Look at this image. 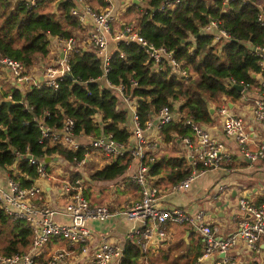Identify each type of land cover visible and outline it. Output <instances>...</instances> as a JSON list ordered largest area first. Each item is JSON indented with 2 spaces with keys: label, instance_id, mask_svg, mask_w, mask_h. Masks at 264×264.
I'll use <instances>...</instances> for the list:
<instances>
[{
  "label": "trees",
  "instance_id": "1",
  "mask_svg": "<svg viewBox=\"0 0 264 264\" xmlns=\"http://www.w3.org/2000/svg\"><path fill=\"white\" fill-rule=\"evenodd\" d=\"M84 1L95 3V9L107 4V0ZM162 1L146 0L145 8L133 2L127 11L138 12L140 34L155 47L173 51L179 68L172 66L169 57L157 61L138 41L121 40L112 51L105 77L102 60L92 47H87L71 52V74L61 79L57 88L43 81L32 82L26 89L0 90L1 167L17 165L22 174L14 175L15 179L30 185L39 172L35 165L18 161V152L40 158L59 153L73 161L70 152L45 147L40 142V123L61 126L66 116L75 119L78 135L111 133L127 143L133 134V113L116 88L120 84L136 102L142 127L165 105L177 111L179 117L160 128L165 143L193 135L191 125L185 122L188 117L206 124L217 123L220 103L242 96L229 80L249 89L261 86L256 74L264 71L263 57L254 53L253 47L264 46V26L257 21L259 3L264 7V0H182L168 9L160 8ZM48 2L51 1L32 7L21 0H0V56L33 66L50 52V35L68 38L75 33L74 26L79 21L70 13L75 0H61L60 14L42 10ZM213 19L220 20L219 27L229 33V38L217 40L214 32L206 30ZM8 97L13 100L10 105L2 102ZM130 159L126 154L107 162L95 168L91 178L109 180L123 175ZM185 163V156L164 154L151 164V174L169 169L168 177L179 181L190 173ZM47 168L51 171L50 165ZM31 242L29 222L11 218L0 202V253H23ZM125 254L122 264H141L142 251L133 241L126 243Z\"/></svg>",
  "mask_w": 264,
  "mask_h": 264
},
{
  "label": "built area",
  "instance_id": "2",
  "mask_svg": "<svg viewBox=\"0 0 264 264\" xmlns=\"http://www.w3.org/2000/svg\"><path fill=\"white\" fill-rule=\"evenodd\" d=\"M21 1L35 7L53 0ZM180 1L182 0H164L160 8H173ZM224 1L228 3L232 0ZM128 4L127 0L120 2L122 7ZM259 6L257 21L264 26V7L262 3H259ZM100 8L95 9L84 0H75L71 13L78 18L79 23L74 27L82 29L87 26V37L84 42L76 33L68 38L59 37L64 40L62 59L56 67H46L43 79L39 76L33 78L26 72L23 62L9 56H0V78L8 72L16 82L24 85L30 82L39 84L44 81L57 88L59 81L71 74L69 62L71 52L81 51L87 47H92L102 60V76L105 77L110 67L112 40L117 41L118 44L121 40L138 41L157 61L169 57L172 66L179 68V61L172 57L173 51L149 43L140 34L137 22L127 25L123 32L113 34V23L120 13L116 0H107V4ZM219 25L220 20L213 19L206 26V30L212 31L213 28H217L218 33H214L217 40L229 38V33ZM253 51L264 58V46H255ZM120 53L124 56V52L120 51ZM182 74L185 75L186 71L183 70ZM229 83L232 85L234 80H229ZM116 88L133 113V134L127 143L117 140L111 133L95 137L84 133L78 135L75 132V119L71 116H66L61 126L49 125L45 121L40 123V142L45 147L70 152L81 175L76 177L55 175L47 168L52 161L46 162L45 158L37 157L30 152L17 153L18 161H26L36 166L39 177L32 184L23 185L14 177L17 172L10 170V176L6 180H0V202L11 218H23L29 222L32 227V242L29 249L23 253L11 255L0 253V264H110L111 261L112 264H122L128 239H131L142 251L141 264L143 258L146 264H149L150 254L158 246V241L166 236L168 224L193 221L196 222L203 241L202 253L193 264H200L201 261L209 264H234L230 251L238 240L245 241L252 249L264 252V200L258 202L245 195L239 196L238 204L241 211L239 227L224 237L218 235L219 227L208 220L204 209H195V214L192 215L182 206L163 204L162 187L151 174V164L158 160L151 150L156 143L150 146L146 133L154 126L155 119H158L156 125L161 128L164 123L171 122L179 115L177 111L165 105L147 121L145 127H142L136 102L130 94L124 93L123 84ZM258 92L254 117L258 123L264 125V80L261 81ZM216 113L222 123V132L238 141L243 157L251 161L260 160L264 164V142L257 147L253 146L243 115L235 112L227 101L220 103ZM185 122L191 125L193 135L184 136L180 140L186 145V160L192 166V170L188 176L173 186L174 190L186 189L200 175L212 170L225 169L229 166L227 164L233 163L232 151L212 132L209 125L192 117L186 118ZM92 153L113 155L114 159L128 154L131 161L135 160L137 163L135 170L131 169V165H128L126 170L127 177L138 185L140 196L116 208L107 204H92L85 193L87 188L85 184L88 183L87 168L91 161L89 156ZM9 166L1 168L9 169ZM47 184L52 185L56 193L64 198V203L51 205L39 202L38 197L47 190ZM225 188L222 185L217 190V194L219 195ZM262 194L264 197V190ZM56 214H62L66 220L57 219ZM119 215H126L130 220L135 221L128 230L126 242L115 243L109 238H103L99 243L92 245L93 228L90 220L106 221Z\"/></svg>",
  "mask_w": 264,
  "mask_h": 264
},
{
  "label": "crops",
  "instance_id": "3",
  "mask_svg": "<svg viewBox=\"0 0 264 264\" xmlns=\"http://www.w3.org/2000/svg\"><path fill=\"white\" fill-rule=\"evenodd\" d=\"M131 2H141L140 0ZM130 2V3H131ZM118 5V2L116 1ZM126 6V8H129ZM121 13L118 14V18ZM138 23V22H137ZM75 33L78 37L84 39L87 37V26L82 29L75 28ZM118 47V43L115 40L110 42L111 51ZM264 65V58H263ZM42 76V74H40ZM0 90L11 88L5 82V78H10L9 82L15 83L13 77L5 72L1 77ZM258 82L264 80V71L256 74ZM32 82L26 85H18L21 88L26 89ZM261 86H253V88H244L242 96L235 100H228L230 107L237 113H241L245 119V124L250 132L251 143L254 147L264 142V125L258 123L254 117L255 100L259 95V88ZM4 99V98H3ZM224 102V101H223ZM217 115V113H216ZM132 128H133V124ZM147 131L148 144L154 145L151 147L153 154L157 158L162 155H179L186 156V150L183 141L179 138L169 143L162 141V134L160 133L159 125H156ZM210 126L212 132L223 140L228 148L233 153V163L227 164L225 169L212 170L205 174L200 175L192 181L191 185L186 189L174 190L173 186L179 181H173L168 177L167 170L165 169L155 175V180L159 186L162 187V202L165 205H177L186 208L192 215L195 214V209H204L207 218L215 226L219 227L218 235L221 237L227 236L236 231L239 227V218L241 211L239 209L231 208L236 206L234 200L239 196L245 195L254 201L264 200L262 191L264 190V164L260 160H248L245 159L240 151V145L237 140L228 137L222 132V123L218 120L217 123L207 124ZM91 161L94 160V165L97 167L104 165L107 162H111L103 153H92L89 156ZM59 158V157H58ZM64 164H69L67 172L58 173L61 176H77V166L73 161H67L61 158ZM109 160V161H107ZM59 161L52 160L54 163H50L51 172H54L55 163ZM90 161V162H91ZM136 161L130 159L129 164L132 168H136ZM91 165V163H90ZM89 165V166H90ZM187 165V163H186ZM96 167V166H95ZM96 167V168H97ZM9 169L1 168L0 166V180H6L10 176V170L14 173H21L20 168L17 165H10ZM12 173V172H11ZM69 173V174H68ZM88 173V186L85 184V193L90 199V202L94 205L107 204L113 208L121 207L125 202L131 199H137L140 196V189L134 181H131L127 177V170L123 175H119L109 180H94L91 178L90 172ZM22 174V173H21ZM79 175L81 173L79 172ZM53 182V181H52ZM54 183V182H53ZM224 185L226 188L217 194V190ZM51 186V188H49ZM219 198H215V197ZM221 196V197H220ZM40 203L60 205L64 203V198H61L56 193L55 188L47 184V190L42 192L38 198ZM222 200L221 205H217V201ZM224 205V206H223ZM228 208H231V212H227ZM238 211V212H237ZM57 219L66 220L62 214H56ZM135 221L130 220L126 215H119L106 221H100L97 219L90 220V224L93 228L92 245L99 243L103 238H109L115 243L126 242L128 230L134 224ZM167 234L164 238L158 241V246L152 250L157 256L154 264H193L197 261V254L203 249V241L199 231L196 227V222L189 223H177L168 224L166 226ZM131 241V239H128ZM53 246V244H52ZM234 258V264H251L257 262L258 264H264V252L257 251L248 246L243 240L233 246L230 251ZM111 261L110 264H112ZM200 264H209V262L201 261Z\"/></svg>",
  "mask_w": 264,
  "mask_h": 264
},
{
  "label": "rangeland",
  "instance_id": "4",
  "mask_svg": "<svg viewBox=\"0 0 264 264\" xmlns=\"http://www.w3.org/2000/svg\"><path fill=\"white\" fill-rule=\"evenodd\" d=\"M60 1L61 0H53L51 2H48L43 7H41V9L60 14L59 6H58L59 5L58 3ZM116 1L118 2V7H119V10H120L121 14H120L119 18L116 19L114 21V23H113V28H114L113 34L121 33V32L124 31V29H125V27L127 25H130L131 23L137 22L136 17H137V14H138V12H136V11H127V8L125 6L124 7L120 6V2H122L123 0H116ZM141 1H142V2H140L142 4L141 6L144 7V8L147 7L146 0H141ZM130 2H131V0H127V3H129V5H131V3H133V2H131V3ZM88 3L91 6H93L94 8H98L95 3L94 4H92L90 2H88ZM63 42H64V40L59 38L58 36L50 35V52L45 57L40 58L33 66L24 65L26 72L28 74H30L33 78H35V77L38 78V76H39L40 79H43L46 67H49V66H55L56 67L58 65V62L61 61V59H62L61 55H63L62 51L64 49ZM79 43H80V41H79ZM40 74H42V76H40ZM1 79L2 78H0V80ZM9 80H10V78L9 79L8 78L4 79L5 82H8L6 84L8 86H10V87H19L18 85H24L23 83H19V82H16V81H15V83H18V84H14L11 81L9 82ZM2 81H0V82L4 84V82H2ZM7 99H11V98L8 97ZM184 147H185V150L187 151L185 143H184ZM103 154L106 155L109 160H111V161L114 160V156L113 155H107L105 153H103ZM56 156H57V159H59V161H57L55 163V166L53 167L54 168V172L52 171V173L55 174V175H58V173L62 174L61 172H65L66 173L67 169H69V167H70L69 164H64L65 162H63L61 160V158L64 157L63 155H61L59 153H56ZM57 159H55V160H57ZM109 160H107V161H109ZM52 163H54V162H52ZM90 163H91V165L87 168V170L90 173H92V171H94L95 168L98 165H94V160H92ZM186 163H187V165H186ZM186 163H185L186 167H188L190 169V171H191L192 170V166L189 165L187 160H186ZM87 185H88V183H87ZM234 202H235L236 206H232L231 208L232 209L233 208L239 209V204L237 206V199L234 200ZM231 208H228L227 212L230 213L231 212ZM239 211H240V209H239ZM156 258H157V256L155 255V253L151 252L150 258H149V264H154V262L156 261ZM142 264H146L145 258H143Z\"/></svg>",
  "mask_w": 264,
  "mask_h": 264
},
{
  "label": "water",
  "instance_id": "5",
  "mask_svg": "<svg viewBox=\"0 0 264 264\" xmlns=\"http://www.w3.org/2000/svg\"><path fill=\"white\" fill-rule=\"evenodd\" d=\"M134 1H138V0H134ZM212 32L218 33V29L217 28H213L212 29ZM232 85L234 87H237L240 91H243V89L245 88L244 85H242L240 83H237V82H234ZM2 102H5V103H7V104L10 105V104H12L13 100L12 99L5 98V99H2ZM210 110H211L212 113H214V107L213 106L210 107ZM157 122H158V119H155V123H157ZM54 159H57V156H54V157H52V156H46L45 157V161L46 162H50V161H52ZM221 204H222V200L217 201V205H221Z\"/></svg>",
  "mask_w": 264,
  "mask_h": 264
},
{
  "label": "clouds",
  "instance_id": "6",
  "mask_svg": "<svg viewBox=\"0 0 264 264\" xmlns=\"http://www.w3.org/2000/svg\"><path fill=\"white\" fill-rule=\"evenodd\" d=\"M245 87V86H244ZM226 101H228V100H226ZM216 110H214V112H215ZM206 124V123H205ZM179 139H181V138H179ZM186 157V156H185Z\"/></svg>",
  "mask_w": 264,
  "mask_h": 264
}]
</instances>
